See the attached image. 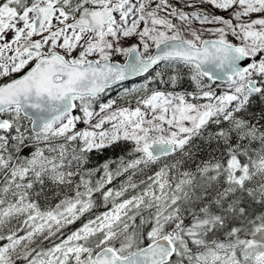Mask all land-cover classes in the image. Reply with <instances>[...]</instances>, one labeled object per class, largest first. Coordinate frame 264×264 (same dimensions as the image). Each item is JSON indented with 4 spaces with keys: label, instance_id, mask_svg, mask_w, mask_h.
Returning a JSON list of instances; mask_svg holds the SVG:
<instances>
[{
    "label": "snow or ice",
    "instance_id": "6c2138e0",
    "mask_svg": "<svg viewBox=\"0 0 264 264\" xmlns=\"http://www.w3.org/2000/svg\"><path fill=\"white\" fill-rule=\"evenodd\" d=\"M0 264H264V0H0Z\"/></svg>",
    "mask_w": 264,
    "mask_h": 264
},
{
    "label": "trees",
    "instance_id": "16d2710c",
    "mask_svg": "<svg viewBox=\"0 0 264 264\" xmlns=\"http://www.w3.org/2000/svg\"><path fill=\"white\" fill-rule=\"evenodd\" d=\"M101 159H102V157H101Z\"/></svg>",
    "mask_w": 264,
    "mask_h": 264
}]
</instances>
